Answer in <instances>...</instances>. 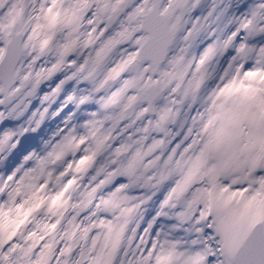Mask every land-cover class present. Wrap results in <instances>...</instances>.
Masks as SVG:
<instances>
[{"label":"snow or ice","instance_id":"obj_1","mask_svg":"<svg viewBox=\"0 0 264 264\" xmlns=\"http://www.w3.org/2000/svg\"><path fill=\"white\" fill-rule=\"evenodd\" d=\"M0 264H264V0H0Z\"/></svg>","mask_w":264,"mask_h":264}]
</instances>
